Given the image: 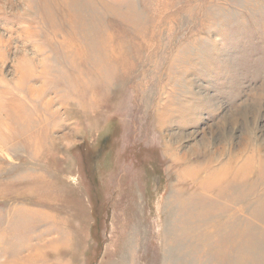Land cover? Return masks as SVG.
I'll return each instance as SVG.
<instances>
[{"label":"rangeland","instance_id":"rangeland-1","mask_svg":"<svg viewBox=\"0 0 264 264\" xmlns=\"http://www.w3.org/2000/svg\"><path fill=\"white\" fill-rule=\"evenodd\" d=\"M0 264H264V0H0Z\"/></svg>","mask_w":264,"mask_h":264},{"label":"bare ground","instance_id":"bare-ground-1","mask_svg":"<svg viewBox=\"0 0 264 264\" xmlns=\"http://www.w3.org/2000/svg\"><path fill=\"white\" fill-rule=\"evenodd\" d=\"M244 172V171H243ZM243 172H242V175H243ZM197 174V173H196ZM187 183V182H186ZM204 188H208L207 186H204Z\"/></svg>","mask_w":264,"mask_h":264}]
</instances>
